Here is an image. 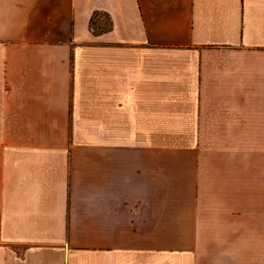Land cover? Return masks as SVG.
<instances>
[{
  "label": "crops",
  "instance_id": "obj_1",
  "mask_svg": "<svg viewBox=\"0 0 264 264\" xmlns=\"http://www.w3.org/2000/svg\"><path fill=\"white\" fill-rule=\"evenodd\" d=\"M0 264H264V0H0Z\"/></svg>",
  "mask_w": 264,
  "mask_h": 264
},
{
  "label": "trees",
  "instance_id": "obj_2",
  "mask_svg": "<svg viewBox=\"0 0 264 264\" xmlns=\"http://www.w3.org/2000/svg\"><path fill=\"white\" fill-rule=\"evenodd\" d=\"M100 18H103L106 21H100ZM89 28L93 34H103L111 29V21L106 14L95 13L90 19Z\"/></svg>",
  "mask_w": 264,
  "mask_h": 264
},
{
  "label": "rangeland",
  "instance_id": "obj_3",
  "mask_svg": "<svg viewBox=\"0 0 264 264\" xmlns=\"http://www.w3.org/2000/svg\"><path fill=\"white\" fill-rule=\"evenodd\" d=\"M100 21H103V22H105L106 20H105V19H103V18H100Z\"/></svg>",
  "mask_w": 264,
  "mask_h": 264
}]
</instances>
